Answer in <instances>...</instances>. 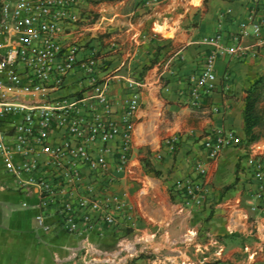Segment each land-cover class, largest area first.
Listing matches in <instances>:
<instances>
[{
	"label": "crops",
	"instance_id": "obj_1",
	"mask_svg": "<svg viewBox=\"0 0 264 264\" xmlns=\"http://www.w3.org/2000/svg\"><path fill=\"white\" fill-rule=\"evenodd\" d=\"M145 1L89 0L76 32L105 61L103 75L114 76L112 93L128 75L146 80L134 173L117 188L138 213L137 230H45L37 198L8 186L0 164V264H264V214L254 208L247 167V154L264 151V138L246 143L243 114L246 90L264 70V41L252 31L253 0ZM238 46L258 56L242 59L232 52ZM214 50L218 80L195 107L189 76ZM218 127L234 130L242 144L208 161L206 206L179 213L170 188L191 173L193 159L207 161L202 142ZM173 137L178 142L170 151L166 139Z\"/></svg>",
	"mask_w": 264,
	"mask_h": 264
},
{
	"label": "built area",
	"instance_id": "obj_2",
	"mask_svg": "<svg viewBox=\"0 0 264 264\" xmlns=\"http://www.w3.org/2000/svg\"><path fill=\"white\" fill-rule=\"evenodd\" d=\"M88 2L0 0V158L8 186L37 198V219L45 230L134 232L138 213L117 188L134 173L133 139L146 80L128 75L112 93L115 78L103 75L105 61L76 36ZM253 12V35L263 43L264 0H253ZM232 52L242 59L258 56L241 46ZM219 53L208 54L189 76L195 107L214 90ZM177 142L167 138L168 150ZM241 144L238 134L224 127L205 136L207 161L193 159L191 173L170 188L179 213L206 206L208 161ZM247 161L254 208L264 214V151L251 150Z\"/></svg>",
	"mask_w": 264,
	"mask_h": 264
},
{
	"label": "trees",
	"instance_id": "obj_3",
	"mask_svg": "<svg viewBox=\"0 0 264 264\" xmlns=\"http://www.w3.org/2000/svg\"><path fill=\"white\" fill-rule=\"evenodd\" d=\"M243 114L246 143H255L264 138V70L246 90Z\"/></svg>",
	"mask_w": 264,
	"mask_h": 264
},
{
	"label": "rangeland",
	"instance_id": "obj_4",
	"mask_svg": "<svg viewBox=\"0 0 264 264\" xmlns=\"http://www.w3.org/2000/svg\"><path fill=\"white\" fill-rule=\"evenodd\" d=\"M0 164H2V160H1V158H0Z\"/></svg>",
	"mask_w": 264,
	"mask_h": 264
}]
</instances>
